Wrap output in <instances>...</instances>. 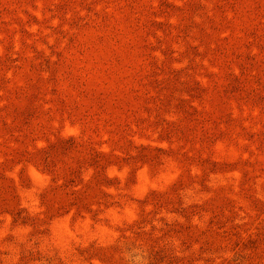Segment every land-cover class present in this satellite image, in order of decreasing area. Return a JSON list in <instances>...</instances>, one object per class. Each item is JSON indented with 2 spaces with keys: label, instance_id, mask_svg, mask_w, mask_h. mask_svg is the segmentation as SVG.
I'll return each mask as SVG.
<instances>
[{
  "label": "rangeland",
  "instance_id": "374dc122",
  "mask_svg": "<svg viewBox=\"0 0 264 264\" xmlns=\"http://www.w3.org/2000/svg\"><path fill=\"white\" fill-rule=\"evenodd\" d=\"M0 264H264V0H0Z\"/></svg>",
  "mask_w": 264,
  "mask_h": 264
}]
</instances>
